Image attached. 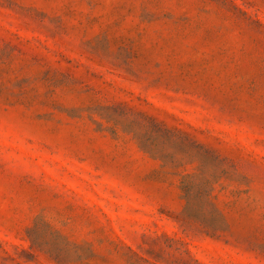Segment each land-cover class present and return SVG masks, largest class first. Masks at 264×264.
Returning a JSON list of instances; mask_svg holds the SVG:
<instances>
[{"label": "rangeland", "instance_id": "374dc122", "mask_svg": "<svg viewBox=\"0 0 264 264\" xmlns=\"http://www.w3.org/2000/svg\"><path fill=\"white\" fill-rule=\"evenodd\" d=\"M0 264H264V0H0Z\"/></svg>", "mask_w": 264, "mask_h": 264}]
</instances>
